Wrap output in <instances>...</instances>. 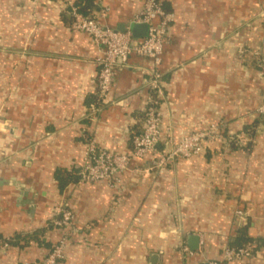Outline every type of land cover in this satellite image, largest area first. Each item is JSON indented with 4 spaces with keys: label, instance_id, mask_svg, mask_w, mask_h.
<instances>
[{
    "label": "crops",
    "instance_id": "crops-1",
    "mask_svg": "<svg viewBox=\"0 0 264 264\" xmlns=\"http://www.w3.org/2000/svg\"><path fill=\"white\" fill-rule=\"evenodd\" d=\"M163 1L173 21L160 64L159 148L211 125L221 138L162 175L149 169L150 155L132 159L116 191L79 180L60 190L55 174H78L83 136L131 152L151 61L133 55L116 69L107 101L89 119L98 56L89 35L70 27L62 0H0V264L41 260L61 237L48 225L61 203L74 212L75 231L57 264H197L220 258L240 230L251 254L227 264H264V114L256 113L264 0ZM92 2L113 28L127 27L142 4Z\"/></svg>",
    "mask_w": 264,
    "mask_h": 264
},
{
    "label": "built area",
    "instance_id": "built-area-1",
    "mask_svg": "<svg viewBox=\"0 0 264 264\" xmlns=\"http://www.w3.org/2000/svg\"><path fill=\"white\" fill-rule=\"evenodd\" d=\"M62 1L72 17L70 27L89 35L98 51L94 80L95 95L100 105L94 102L89 104V119L94 120L101 111V103L107 101L113 85L114 71L127 67L131 56L148 59L152 65L147 79L143 126L131 137V152L120 154L108 151L98 147L92 138L82 135L85 142L78 171L80 182L105 181L111 188L121 191L120 174L129 168L132 159L150 155L149 169L162 175L174 160L200 154L207 143L221 138L219 126L211 125L206 130L193 132L179 140L171 136L164 141L163 148H159V143L163 140L160 126L165 97L160 64L168 29L173 21V15L166 11L163 0H142L141 9L133 16L131 22L146 23L148 30L145 37L138 39L133 38L128 28L118 30L103 23L101 17L94 13L84 14L74 0ZM256 113L264 114V101L257 107ZM238 214L240 215L241 211H238ZM74 221V212L66 204L55 205L48 225L62 230L60 239L41 260L23 264H57L63 259L65 244L75 231ZM7 244L8 241L4 242L3 247ZM250 254V244L237 248L225 246L220 258L203 260L197 264H227L244 259Z\"/></svg>",
    "mask_w": 264,
    "mask_h": 264
},
{
    "label": "trees",
    "instance_id": "trees-1",
    "mask_svg": "<svg viewBox=\"0 0 264 264\" xmlns=\"http://www.w3.org/2000/svg\"><path fill=\"white\" fill-rule=\"evenodd\" d=\"M75 4L78 5L80 11H82L84 14L90 15L92 13V8H93V2L92 0H76ZM97 105H100L99 101H95ZM144 118V117H143ZM56 181L58 184V188L61 190L63 189L68 183L70 182H77L79 180V175L75 174L74 176H70L67 174V172L58 169L56 171ZM246 238L244 235V231L240 230V233L238 236L233 241H230L226 244V247H242L245 246L246 244Z\"/></svg>",
    "mask_w": 264,
    "mask_h": 264
},
{
    "label": "water",
    "instance_id": "water-1",
    "mask_svg": "<svg viewBox=\"0 0 264 264\" xmlns=\"http://www.w3.org/2000/svg\"><path fill=\"white\" fill-rule=\"evenodd\" d=\"M126 28L130 30L133 38L138 39V38L145 37L147 35L148 25L146 23L130 22L127 27L124 24H121V26L116 29L125 30Z\"/></svg>",
    "mask_w": 264,
    "mask_h": 264
}]
</instances>
